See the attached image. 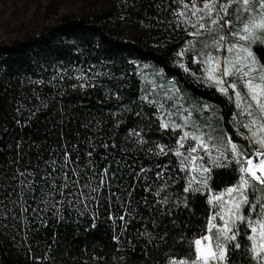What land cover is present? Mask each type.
I'll return each instance as SVG.
<instances>
[{
    "label": "snow or ice",
    "instance_id": "obj_1",
    "mask_svg": "<svg viewBox=\"0 0 264 264\" xmlns=\"http://www.w3.org/2000/svg\"><path fill=\"white\" fill-rule=\"evenodd\" d=\"M123 4L127 7L129 0ZM149 6L154 14L146 26L163 29L164 42L158 46L166 49L172 65L234 106L232 130L204 119L209 106L190 105L164 67L131 61L133 75L143 79L139 94L127 100L123 74H110L104 64H60L47 82L25 76L27 85L52 87L58 95H67L65 84L72 81L68 88L73 93L99 89L116 109L107 121H82L78 131L91 136L78 143L61 132V143L48 148L47 157L31 142L29 151L36 149L37 155L28 159L23 137L10 146L14 158L0 172V224L19 225L32 264H58L55 232L39 256L30 241L50 221L61 224L70 217L85 237L100 224L109 230L112 251L93 249L88 264H131L134 245L142 246L145 264H264V0H150ZM33 95L39 103L17 107L18 114L27 112L28 117L24 124L16 119V125L27 127L39 112L54 106L49 100L55 97ZM67 115L64 107L57 110L61 127ZM153 133L159 139H152ZM81 144L87 149L83 157ZM97 149L103 150V166ZM137 153L145 160L138 170L129 163L138 159ZM126 171L133 180L127 187ZM221 171L231 177L223 186L216 178ZM137 186L144 193L139 199ZM197 199L203 201L205 215L189 237L190 225L180 216H194ZM133 222L140 228L130 239ZM153 252L160 255L153 257ZM67 261L84 264L71 255Z\"/></svg>",
    "mask_w": 264,
    "mask_h": 264
},
{
    "label": "trees",
    "instance_id": "obj_2",
    "mask_svg": "<svg viewBox=\"0 0 264 264\" xmlns=\"http://www.w3.org/2000/svg\"><path fill=\"white\" fill-rule=\"evenodd\" d=\"M106 1L108 10L96 21L65 18L38 36L0 43V172L13 160L15 153L10 150V146L19 137L24 138V149L28 154V159L34 160L37 155L36 149L29 151L28 146L31 142L39 144L41 154L47 157V149L55 150L61 143L59 139L61 132L70 143H78L85 136H91V133L78 131L82 121L90 117H95L97 120L103 117L107 121L108 113L116 111L99 89H81L73 93L68 88V84L74 81L65 84L67 95L63 93L58 95L56 89L52 87L25 83V76H31L33 79L43 78L47 82L53 69L60 64L68 68L104 64L110 74H115L118 78L123 74V79L126 80L123 95L126 100L135 98L142 87L140 80L143 77L133 75L134 68L131 61H136L141 65L155 66L157 70L164 67L169 79L172 76L176 77L179 87L183 90L184 99L190 105L209 106L203 114L204 119L216 123L218 129H225L229 132L232 130L230 121L232 120L231 113L235 111L234 106L218 93L186 77L172 65L165 55L166 49L158 46L163 44L164 35L151 32L152 30L158 33L164 31L161 28L146 26L150 23L147 17L154 14V8L149 6L150 0H135V7L131 6L132 0H129L127 7L123 4V0ZM141 20H144L145 24H141ZM127 33L128 37H126ZM43 68L48 70L43 71ZM34 91L35 95L43 99L55 97L54 101L49 100V103H53L54 106L39 112L32 118L29 126H18L14 121L20 119L22 124L27 123L28 113L20 115L15 109L21 105L28 108L36 106L39 102L33 95ZM61 107H64L68 113L64 117L62 127L57 116V110ZM128 123L131 126L133 120L130 119ZM5 129H7L6 133ZM95 131L96 128L93 127L92 132ZM104 135L110 139V132L107 129ZM159 136V133H153L152 139H159ZM86 150V146L81 144L82 157ZM102 155L103 150L97 149L96 159L98 161ZM137 157L135 161L129 159V163L138 170L139 165L144 164L145 160L139 153ZM99 162L103 166V162ZM11 171L15 169L12 168L10 174ZM216 178L221 186L231 179L225 171L219 172ZM132 183V177L126 171L123 186L127 187ZM134 195L137 199L144 195L139 186ZM192 207L195 209L194 216L188 212L180 216L181 222L190 225L189 237L201 227L198 218L205 215V205L202 200H195ZM139 228L140 224L137 222L129 226L130 239L136 236V230ZM54 232L57 234L56 239L59 243L58 264H65L69 255L73 259L88 264V256L95 254L93 249L104 252L112 251L110 233L104 224H100L97 229L85 237L82 228L77 227L74 217H70L61 224L50 221L47 229H41L35 233V238L30 242L37 256L47 251L45 241L51 242ZM29 235L33 234L29 233ZM24 237L25 233L20 230L19 225L9 222L0 224V264H32V251H29L28 241ZM37 243L40 244L39 248L35 247ZM86 245L88 246L87 252H85ZM133 247L135 251L129 254L131 264H145L146 258L143 255L142 246L134 245ZM55 248L56 245H53L54 250ZM159 255V252L152 253L153 257ZM67 264L71 262L67 261Z\"/></svg>",
    "mask_w": 264,
    "mask_h": 264
},
{
    "label": "rangeland",
    "instance_id": "obj_3",
    "mask_svg": "<svg viewBox=\"0 0 264 264\" xmlns=\"http://www.w3.org/2000/svg\"><path fill=\"white\" fill-rule=\"evenodd\" d=\"M106 10V0H0V43L38 36L65 18L96 21Z\"/></svg>",
    "mask_w": 264,
    "mask_h": 264
}]
</instances>
